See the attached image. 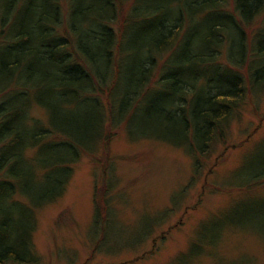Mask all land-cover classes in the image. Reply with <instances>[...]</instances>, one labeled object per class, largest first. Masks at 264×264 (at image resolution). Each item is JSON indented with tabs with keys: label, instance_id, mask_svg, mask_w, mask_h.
<instances>
[{
	"label": "trees",
	"instance_id": "16d2710c",
	"mask_svg": "<svg viewBox=\"0 0 264 264\" xmlns=\"http://www.w3.org/2000/svg\"><path fill=\"white\" fill-rule=\"evenodd\" d=\"M262 85L264 0H0V264L38 260L36 209L119 126L197 166ZM110 211L96 205L91 238Z\"/></svg>",
	"mask_w": 264,
	"mask_h": 264
},
{
	"label": "rangeland",
	"instance_id": "374dc122",
	"mask_svg": "<svg viewBox=\"0 0 264 264\" xmlns=\"http://www.w3.org/2000/svg\"><path fill=\"white\" fill-rule=\"evenodd\" d=\"M245 96L226 140L197 166L182 147L119 126L106 149L74 164L64 193L36 209L38 260L2 264H264V176L252 178L264 164V85ZM107 161L117 179L103 191ZM96 205L111 209L104 240L90 237Z\"/></svg>",
	"mask_w": 264,
	"mask_h": 264
}]
</instances>
